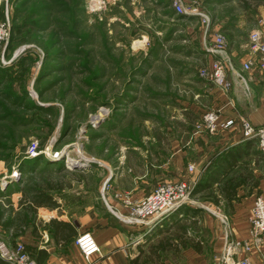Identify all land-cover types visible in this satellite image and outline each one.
I'll list each match as a JSON object with an SVG mask.
<instances>
[{"label":"rangeland","instance_id":"374dc122","mask_svg":"<svg viewBox=\"0 0 264 264\" xmlns=\"http://www.w3.org/2000/svg\"><path fill=\"white\" fill-rule=\"evenodd\" d=\"M56 1L61 7L56 8L52 0H0V68L30 58L25 62L30 67L25 103L32 107L10 106L1 93L3 83L0 85V210L14 224L19 213L16 194L29 178L34 180L31 186L39 178L67 184L83 176L85 168L67 169L63 160L52 161L55 153L68 154V161L80 157L94 163L89 167L96 169L90 181V186L96 182V205L125 216L126 212L109 205L114 181L126 193L115 198L126 211L125 201L132 202L127 193L133 189V177L151 192L161 184L175 183L150 181L157 171L156 156L168 158L176 139L184 142L190 132L204 131L202 117L212 111L208 93L215 87L199 75L209 57L197 51L201 28L196 17L176 15L171 0ZM198 4L216 29L233 35L232 40L239 44H248L254 33L264 36V0H228L221 9L208 7L204 0H182L188 11ZM46 6L51 10L41 16ZM22 22L26 26L20 35L27 36L20 38L24 43H18L16 29ZM247 55L253 59L249 52ZM52 61L58 69H51ZM251 62L250 71L243 72V63L239 66L232 60L234 72L229 69L227 74L229 79L233 73L237 80L236 74L241 75L248 91V76L259 71ZM254 88L257 93L260 86ZM196 107L202 110L201 118L190 112ZM33 146L37 151L33 158L43 157L61 171L40 175L47 166L43 162L25 167L24 161L33 159L29 151ZM110 175L113 179L108 182ZM205 202L203 196L193 198L190 212L155 222L154 233L143 242V249L149 253L160 240L183 238L184 231L199 236L197 228L207 218L224 231L208 212L218 209ZM192 209L201 213L194 217ZM5 235L0 228V241ZM8 243L15 246L12 239Z\"/></svg>","mask_w":264,"mask_h":264},{"label":"crops","instance_id":"0c3cea01","mask_svg":"<svg viewBox=\"0 0 264 264\" xmlns=\"http://www.w3.org/2000/svg\"><path fill=\"white\" fill-rule=\"evenodd\" d=\"M227 2L228 0H204L205 5L215 9L219 6L222 8ZM199 31L201 43L197 51L201 50L205 54L202 32ZM222 32L229 44V57L235 64L240 66L248 59L255 62L257 70L264 71L260 54L252 55L253 59L247 55L250 38L247 40L248 44H239L232 40L233 35H225V30ZM240 45L247 52L245 49L240 50ZM205 55L209 57V66L212 58L207 53ZM259 71L251 78L248 76V92L233 73L229 75L230 81H233L230 93L211 89L208 93V107L219 113L221 123L231 120L233 125L218 129L215 134H209L206 130L193 135L190 132L184 142L176 139L168 158L159 156V153L156 156L157 171L153 180H150L155 184L179 181L195 184L194 198L203 196L205 205L211 209L223 210V214L230 218L233 239L240 242L250 240L251 209L257 197H264V158L255 140L250 142L244 139L241 127L242 119L248 120L253 127H264V74ZM256 85L260 86L257 93L254 88ZM195 110L190 112L194 118H199L202 110L198 107ZM189 166H194L191 173L188 172ZM91 167L81 171L83 176L67 183L61 190L52 192L56 205L52 208L37 207L30 222L17 228L24 231L21 236L15 239L8 234L3 241L8 245L9 239L14 243H23L36 264H88L75 246V239L83 233H89L100 248V255L94 256L91 264H145V261L147 264H218L224 247V231L222 227H214L208 218L205 219L206 216H203L204 223L197 228L199 236L184 231L183 238L182 235L176 236L172 249L149 255L142 244L154 233V227L137 228L126 225L106 206L96 205V182L90 186V181L96 176V169L95 166ZM112 179L110 175L108 182ZM230 180L238 185L225 191L224 186ZM116 181L113 183V192L109 195V205L125 213L126 209L115 198L117 195L125 196L126 193ZM141 182L136 176L133 177V189L131 194L127 193L132 202L144 199L151 192ZM16 199L17 210L20 193L16 194ZM176 215L180 214L170 217ZM52 221L71 225L76 236L67 240L54 235L50 226ZM242 258H248L252 264H264V234L260 251L253 250L252 253L236 257L238 260Z\"/></svg>","mask_w":264,"mask_h":264},{"label":"built area","instance_id":"2783aa9c","mask_svg":"<svg viewBox=\"0 0 264 264\" xmlns=\"http://www.w3.org/2000/svg\"><path fill=\"white\" fill-rule=\"evenodd\" d=\"M176 15H185L186 17H196L201 28L204 41V51L211 56L212 61L209 66L200 70L199 75L202 80L211 83L215 88L223 93H227L232 88V82L228 79L229 69L234 72L232 60L227 51V44L224 34L215 28L209 15L200 9L201 5L185 10L182 5V0H171ZM264 26V20H262ZM249 53L251 55L260 54L261 61L264 64V36L254 33L249 37ZM252 67L251 60L242 64V71L249 72ZM248 92L247 81L236 74ZM202 122L204 130L209 134H215L218 129H226L233 125V121L225 123L220 122V115L217 111H207ZM243 137L245 140H255L264 158V127H253L246 119L241 120ZM197 127V129H199ZM31 157L37 155L35 146L29 149ZM68 154L62 155L55 153L52 156V161H64V167L67 169L79 167L89 168L92 162L85 158L70 159ZM84 169V170H85ZM188 171H194V166H189ZM19 174H17L18 176ZM15 179V178H14ZM195 184L189 181H179L175 183L161 184L155 190L138 202L125 201L126 215L115 214L118 219L129 226L137 228H148L153 226L155 222H160L174 214H181L186 208L193 203V190ZM117 197H122L117 195ZM214 215L220 224L223 225V252L218 264H252L248 258L236 259L239 255H245L260 251L262 234H264V197H257L251 209L249 218L250 223V240L240 242L233 239L231 224L228 216L222 214L219 210L208 211ZM0 258L6 264H36L29 253L25 250V246L20 241H16L12 248L5 242L0 241ZM75 246L81 253L82 257L88 264H91V259L94 256L100 255V248L95 243L93 237L89 233H83L77 236Z\"/></svg>","mask_w":264,"mask_h":264},{"label":"trees","instance_id":"16d2710c","mask_svg":"<svg viewBox=\"0 0 264 264\" xmlns=\"http://www.w3.org/2000/svg\"><path fill=\"white\" fill-rule=\"evenodd\" d=\"M41 1V0H40ZM52 4L58 8L61 7L62 3L56 0H52ZM53 7V8H55ZM51 9L46 6L45 8L42 9L44 11L41 16L45 15V12L50 11ZM31 13V12H30ZM30 16V15H29ZM35 23V22H34ZM26 26L25 22H22L19 24L17 27V34L15 35L18 39H16V42H25V39H20L24 38V36L27 35H20L21 30ZM23 40V41H22ZM11 42L14 41L13 35L10 40ZM29 62L30 58L29 57H22L20 60H18L16 63L14 62L12 66L9 68H0V85L3 83V89L1 93L6 96L7 99H9L10 103L13 105H17V108H23L29 109L32 106H28L27 103H25L26 99L25 96L27 95V86H28V79H26V76L28 77L30 75V67L28 65H25V62ZM49 66L51 69H58L59 67L54 63V61L49 62ZM44 73V72H42ZM16 86V87H15ZM18 88V91L16 89ZM3 102L6 100L1 99ZM2 105V104H1ZM2 108L4 106L2 105ZM8 117L14 118V115H11L7 113ZM5 119V118H4ZM20 119V118H19ZM6 120V119H5ZM21 120V119H20ZM250 142H254L251 141ZM27 161H24L25 167L29 166H38V164L41 162L45 163L47 166H43L42 171L43 173H38L40 175H45L46 171L49 172L50 176L54 172L53 170H56V172H60L61 170L60 167L57 169H53L51 166L54 163H51L44 159L43 157H36L33 159H26ZM23 164V165H24ZM63 166V165H62ZM64 167V166H63ZM62 168V167H61ZM21 170H25L22 168ZM63 170V169H62ZM23 173V171H20ZM45 172V173H44ZM35 174V175H38ZM22 178V177H21ZM21 178L19 180H21ZM18 180V181H19ZM33 180V177L29 178L27 182V186L25 188H22L18 191V193L21 194V199L18 202V216L16 218V223H13L12 219H4V213L2 210H0V228L3 231V234H9L10 231H12L11 236L12 238L21 236L24 231L18 230L17 228L22 226V225H27L30 222V219L34 216L36 213V208L37 207H49L52 208L56 204L53 201V195L52 192L59 191L63 188L64 185H66L63 181H52L51 177H46L45 179L39 178L36 180L31 186L29 183L30 181ZM34 181V180H33ZM238 185V183H234V181H229L227 184H225L224 189L225 191H229L232 188H235ZM211 196H209L210 198ZM216 203V202H215ZM190 208H186L184 211L185 212H190ZM201 213L200 210L198 209H193V214L194 217H197ZM51 229L54 231V235L56 236H61L67 240L71 239L72 237L76 236V232L74 228L69 225V224H58L56 222H51L50 223ZM19 231V232H18ZM178 236V235H177ZM179 237V236H178ZM14 239V240H15ZM76 240V239H75ZM173 242L170 239H163L160 240L159 242L156 243V245L151 246L148 250L149 255L155 253L157 254L158 251H166L169 249L173 248ZM149 258V257H148ZM0 264H6L3 260L0 259ZM145 264L147 262L145 261Z\"/></svg>","mask_w":264,"mask_h":264},{"label":"bare ground","instance_id":"6f19581e","mask_svg":"<svg viewBox=\"0 0 264 264\" xmlns=\"http://www.w3.org/2000/svg\"><path fill=\"white\" fill-rule=\"evenodd\" d=\"M168 218V217H167Z\"/></svg>","mask_w":264,"mask_h":264}]
</instances>
